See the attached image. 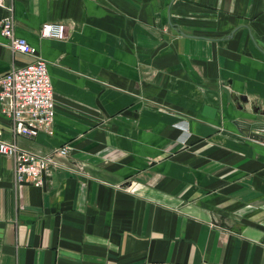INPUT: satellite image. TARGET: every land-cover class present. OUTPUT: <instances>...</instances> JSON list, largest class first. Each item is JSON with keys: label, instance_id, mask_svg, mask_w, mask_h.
<instances>
[{"label": "crops", "instance_id": "obj_1", "mask_svg": "<svg viewBox=\"0 0 264 264\" xmlns=\"http://www.w3.org/2000/svg\"><path fill=\"white\" fill-rule=\"evenodd\" d=\"M13 8L55 114L29 137L0 106V139L71 153L42 186H15L0 154V264H264V143L245 126L264 120V0ZM48 21L66 37H41ZM31 60L0 33V77Z\"/></svg>", "mask_w": 264, "mask_h": 264}, {"label": "built area", "instance_id": "obj_2", "mask_svg": "<svg viewBox=\"0 0 264 264\" xmlns=\"http://www.w3.org/2000/svg\"><path fill=\"white\" fill-rule=\"evenodd\" d=\"M5 15L0 19V33L12 51L27 54L31 61L20 67L12 66L0 77V106L10 118V130L16 134L35 137L39 132L52 134L55 114L53 86L47 62L25 38L15 34L13 0H0ZM66 26L62 22H44L40 36L64 39ZM71 153L68 144L53 147L44 155L30 153L15 142L0 139V154L13 160V184L30 183L42 186L58 157Z\"/></svg>", "mask_w": 264, "mask_h": 264}, {"label": "water", "instance_id": "obj_3", "mask_svg": "<svg viewBox=\"0 0 264 264\" xmlns=\"http://www.w3.org/2000/svg\"><path fill=\"white\" fill-rule=\"evenodd\" d=\"M239 100L245 101L246 97L243 95L239 96ZM245 124L247 129L251 132V136L264 143V120L254 121Z\"/></svg>", "mask_w": 264, "mask_h": 264}]
</instances>
